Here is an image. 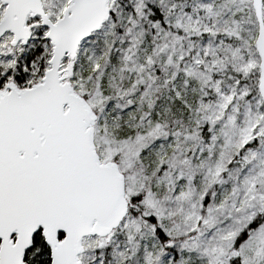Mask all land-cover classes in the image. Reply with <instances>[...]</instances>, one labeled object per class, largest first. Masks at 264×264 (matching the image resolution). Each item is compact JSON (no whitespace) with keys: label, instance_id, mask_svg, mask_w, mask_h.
I'll list each match as a JSON object with an SVG mask.
<instances>
[{"label":"snow or ice","instance_id":"snow-or-ice-1","mask_svg":"<svg viewBox=\"0 0 264 264\" xmlns=\"http://www.w3.org/2000/svg\"><path fill=\"white\" fill-rule=\"evenodd\" d=\"M0 264H264V0H0Z\"/></svg>","mask_w":264,"mask_h":264}]
</instances>
